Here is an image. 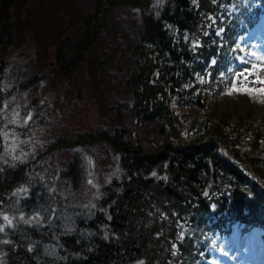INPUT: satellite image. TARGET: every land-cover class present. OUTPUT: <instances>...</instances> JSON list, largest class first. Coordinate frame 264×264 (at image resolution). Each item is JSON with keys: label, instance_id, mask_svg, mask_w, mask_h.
I'll return each mask as SVG.
<instances>
[{"label": "trees", "instance_id": "16d2710c", "mask_svg": "<svg viewBox=\"0 0 264 264\" xmlns=\"http://www.w3.org/2000/svg\"><path fill=\"white\" fill-rule=\"evenodd\" d=\"M13 1L0 0V64ZM91 1L82 41L58 51L62 76L84 61L108 12L151 2ZM263 17L264 0H163L145 19L136 48L143 65L126 88L139 119L160 122L165 141L146 148L111 139L121 170L91 202L71 204L57 186L30 184L27 165L0 152V264H210L234 229L264 235V104L245 93V105L226 108ZM185 106L191 116L181 114ZM102 140L88 133L58 145Z\"/></svg>", "mask_w": 264, "mask_h": 264}, {"label": "rangeland", "instance_id": "374dc122", "mask_svg": "<svg viewBox=\"0 0 264 264\" xmlns=\"http://www.w3.org/2000/svg\"><path fill=\"white\" fill-rule=\"evenodd\" d=\"M162 4L163 0H151L145 7L120 6L108 12L105 25L96 27L98 34L85 51L86 58L65 77L59 73L58 51L74 50L82 41L93 2L14 0V22L7 25L11 42L0 66L3 161L27 165L30 184L57 186L71 204H86L121 170L120 154L111 139L163 147L166 134H161L160 122L139 119L126 88L132 83V72L143 65L136 48L142 44L145 19L157 16ZM263 36L261 28L251 46L253 56L241 66L242 75L226 108L240 101L245 105V98L240 97L245 93L257 108L264 104ZM185 109L181 114L187 116L195 110ZM88 133L100 134L104 140L93 145H58ZM234 237H223L225 252L217 253L216 264L228 262L225 254L231 245L237 248L235 264H264V239L257 231L244 236L242 246Z\"/></svg>", "mask_w": 264, "mask_h": 264}, {"label": "snow or ice", "instance_id": "6c2138e0", "mask_svg": "<svg viewBox=\"0 0 264 264\" xmlns=\"http://www.w3.org/2000/svg\"><path fill=\"white\" fill-rule=\"evenodd\" d=\"M261 91H264V90H261ZM17 191H21L20 189H18ZM3 219L9 224L11 225L12 224V220L7 216V215H4L3 216ZM3 230V226H0V231Z\"/></svg>", "mask_w": 264, "mask_h": 264}]
</instances>
